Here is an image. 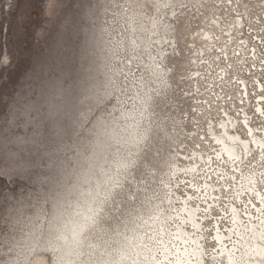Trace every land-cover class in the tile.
Returning a JSON list of instances; mask_svg holds the SVG:
<instances>
[{
    "label": "snow or ice",
    "instance_id": "1",
    "mask_svg": "<svg viewBox=\"0 0 264 264\" xmlns=\"http://www.w3.org/2000/svg\"><path fill=\"white\" fill-rule=\"evenodd\" d=\"M38 3L60 72L0 95V264H264V0Z\"/></svg>",
    "mask_w": 264,
    "mask_h": 264
},
{
    "label": "rangeland",
    "instance_id": "2",
    "mask_svg": "<svg viewBox=\"0 0 264 264\" xmlns=\"http://www.w3.org/2000/svg\"><path fill=\"white\" fill-rule=\"evenodd\" d=\"M49 19L38 0H0V25L4 29L0 35V53L10 60L0 69V95L5 101L12 95L22 100L38 77L60 72L55 63L57 53L39 36L42 29L50 27ZM18 20L23 25L22 30L15 27ZM10 26L12 32H9Z\"/></svg>",
    "mask_w": 264,
    "mask_h": 264
},
{
    "label": "clouds",
    "instance_id": "3",
    "mask_svg": "<svg viewBox=\"0 0 264 264\" xmlns=\"http://www.w3.org/2000/svg\"><path fill=\"white\" fill-rule=\"evenodd\" d=\"M0 251H2V250H0Z\"/></svg>",
    "mask_w": 264,
    "mask_h": 264
}]
</instances>
